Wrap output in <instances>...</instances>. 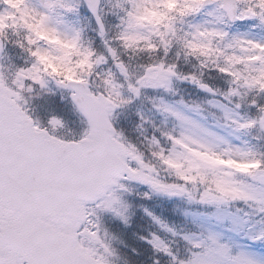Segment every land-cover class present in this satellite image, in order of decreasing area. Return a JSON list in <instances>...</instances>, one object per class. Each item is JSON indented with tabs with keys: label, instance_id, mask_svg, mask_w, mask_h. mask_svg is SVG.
<instances>
[{
	"label": "snow or ice",
	"instance_id": "6c2138e0",
	"mask_svg": "<svg viewBox=\"0 0 264 264\" xmlns=\"http://www.w3.org/2000/svg\"><path fill=\"white\" fill-rule=\"evenodd\" d=\"M137 208L151 264H264V0H0V264H131Z\"/></svg>",
	"mask_w": 264,
	"mask_h": 264
},
{
	"label": "trees",
	"instance_id": "16d2710c",
	"mask_svg": "<svg viewBox=\"0 0 264 264\" xmlns=\"http://www.w3.org/2000/svg\"><path fill=\"white\" fill-rule=\"evenodd\" d=\"M146 207L149 208L151 211L154 210L153 204H150ZM154 213H156L158 215H163L170 220L171 219H177V217L173 216L172 211H171V207L167 203H165V204L157 203L155 210H154ZM133 226L136 227L137 231L130 233V235H129L130 243H132L133 245H138L141 248H143L144 250L150 251V249L147 247V245H145L144 243L139 241L137 238L138 234H144L145 229L150 227V223H149L147 217H145L142 212L138 215H135Z\"/></svg>",
	"mask_w": 264,
	"mask_h": 264
},
{
	"label": "rangeland",
	"instance_id": "374dc122",
	"mask_svg": "<svg viewBox=\"0 0 264 264\" xmlns=\"http://www.w3.org/2000/svg\"><path fill=\"white\" fill-rule=\"evenodd\" d=\"M156 198H158V197H156ZM178 218V217H177ZM106 221H107V218H106ZM111 225H113L114 226V224L112 223ZM254 251L255 252H257V253H261V254H264V248H261L260 246H255L254 247Z\"/></svg>",
	"mask_w": 264,
	"mask_h": 264
}]
</instances>
